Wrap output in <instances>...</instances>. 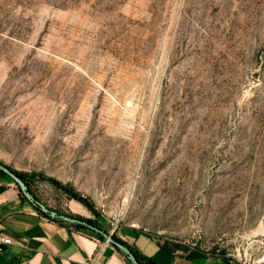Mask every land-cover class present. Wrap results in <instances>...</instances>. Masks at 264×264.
<instances>
[{
  "label": "rangeland",
  "instance_id": "374dc122",
  "mask_svg": "<svg viewBox=\"0 0 264 264\" xmlns=\"http://www.w3.org/2000/svg\"><path fill=\"white\" fill-rule=\"evenodd\" d=\"M0 166L53 220L264 264V0H0Z\"/></svg>",
  "mask_w": 264,
  "mask_h": 264
},
{
  "label": "crops",
  "instance_id": "0c3cea01",
  "mask_svg": "<svg viewBox=\"0 0 264 264\" xmlns=\"http://www.w3.org/2000/svg\"><path fill=\"white\" fill-rule=\"evenodd\" d=\"M0 233L13 242L0 251V264H132L111 243L56 221L26 200L14 181L0 175ZM115 234L159 264H230L222 257L168 254L159 243L133 229Z\"/></svg>",
  "mask_w": 264,
  "mask_h": 264
},
{
  "label": "trees",
  "instance_id": "16d2710c",
  "mask_svg": "<svg viewBox=\"0 0 264 264\" xmlns=\"http://www.w3.org/2000/svg\"><path fill=\"white\" fill-rule=\"evenodd\" d=\"M7 170L12 172L13 174H15L19 179H21V181L25 182V175L16 171V170H12L10 168L7 167ZM0 175L3 176V177H7V174L4 173L3 171H0ZM26 183V182H25ZM55 183L57 184V182L55 181ZM71 196L73 198H75L76 200L80 201V202H86L85 199H83L82 197H80L79 195H76L75 193H70ZM77 219V218H76ZM78 220H81L80 218H78ZM82 221V220H81ZM62 222V221H61ZM86 222L88 224H91L92 226H95L96 228L100 229L95 223L93 220H86ZM77 230H82V229H85L84 226L82 225H79V224H76L74 226ZM101 230V229H100ZM103 231V230H102ZM98 238L100 239H103L99 234L96 235ZM111 238L113 239L114 242H117V243H120L122 244L123 246H125L128 251L130 252V254L134 257V259L136 260V262L138 264H159L155 259L153 258H147V257H144L143 255H141L137 250L134 249V247H132L131 245H129L128 243H126L125 241H123L122 239H120L115 233H113L111 235ZM114 246V245H113ZM160 248L163 249L164 251H166L168 254L170 255H173V253H175L174 251L175 250H178L179 246L175 245L173 246V248H170L168 246L167 243L165 244H159ZM188 258H198V257H204V255L198 253V252H190L186 255ZM126 257V256H125ZM127 258V257H126ZM223 259H225L223 257ZM128 260V259H127ZM227 261V259H225Z\"/></svg>",
  "mask_w": 264,
  "mask_h": 264
},
{
  "label": "water",
  "instance_id": "95a60500",
  "mask_svg": "<svg viewBox=\"0 0 264 264\" xmlns=\"http://www.w3.org/2000/svg\"><path fill=\"white\" fill-rule=\"evenodd\" d=\"M0 169L2 171H4L12 180H14V182L19 185L21 191H23V182L21 181V179H19L15 174H13L12 172L8 171V170H5L3 167L0 166ZM64 220L70 222V223H74V224H79V225H82L94 232H96L97 234H99L104 240H106L108 243H111L112 245H114L123 255H125L127 257V259L132 263V264H138L136 262V260L134 259V257L130 254V252L128 251V249L123 246L122 244L120 243H117V242H114L113 239L111 238V234H107L105 232H103L102 230L92 226V225H89L83 221H80L78 219H72V218H67V217H64L63 218Z\"/></svg>",
  "mask_w": 264,
  "mask_h": 264
},
{
  "label": "built area",
  "instance_id": "2783aa9c",
  "mask_svg": "<svg viewBox=\"0 0 264 264\" xmlns=\"http://www.w3.org/2000/svg\"><path fill=\"white\" fill-rule=\"evenodd\" d=\"M12 244H13V242L10 238H8V237H6L0 233V251H2L4 248H6L8 246H11Z\"/></svg>",
  "mask_w": 264,
  "mask_h": 264
}]
</instances>
